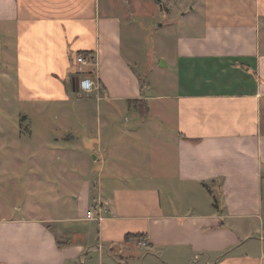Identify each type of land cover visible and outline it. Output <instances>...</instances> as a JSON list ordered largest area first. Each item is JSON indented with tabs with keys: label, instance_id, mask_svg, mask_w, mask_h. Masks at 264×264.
<instances>
[{
	"label": "crops",
	"instance_id": "1",
	"mask_svg": "<svg viewBox=\"0 0 264 264\" xmlns=\"http://www.w3.org/2000/svg\"><path fill=\"white\" fill-rule=\"evenodd\" d=\"M151 1L0 0L6 91L56 107L83 73L95 107L53 119L68 193L0 216V264H264V0ZM148 6L167 36L140 63L124 31Z\"/></svg>",
	"mask_w": 264,
	"mask_h": 264
},
{
	"label": "rangeland",
	"instance_id": "2",
	"mask_svg": "<svg viewBox=\"0 0 264 264\" xmlns=\"http://www.w3.org/2000/svg\"><path fill=\"white\" fill-rule=\"evenodd\" d=\"M154 2L155 0L151 1L153 5H155ZM149 7L145 9L147 15H141L142 17L136 20L132 19L136 22L135 25L132 24L136 30L134 37L127 24L124 31L125 43L128 42L127 48H135L138 52H142L140 63L147 60V53L150 50L160 52L161 38L167 36L165 29H161L159 25L162 20L160 9L154 8L155 6ZM153 56L157 58L158 55L155 53ZM145 71L146 69L142 70V72ZM10 74L13 76L16 74L13 68H10ZM154 75L160 77V73ZM79 76L82 77L83 73H79ZM4 81V74L0 72V216H12L25 212L32 214L31 212L36 209H42V214H48L55 205V200L49 196V193L59 197L61 202H64L68 193L63 188L66 186V180L63 179L62 183L48 182L50 179L53 181L54 178L49 176L54 175L57 170V167L47 162L48 153L45 148H47L48 140L52 139L49 130L52 129L54 132L55 117L69 111L80 112L81 104L79 103L86 99V95L81 90H79L80 94L72 92L73 94L69 95L68 106L66 103L56 107L52 104V107L44 102L33 103L19 100L17 85L13 84L15 81L9 83L7 91ZM79 95L80 98L76 102V97ZM88 96H94V93ZM90 101L92 100L87 99L85 103L91 106L89 110L95 111ZM77 123V121L74 122L75 125ZM72 129L75 130V126ZM80 170L82 169H74L73 173H81ZM60 212L56 215L59 216ZM38 216H40L39 213Z\"/></svg>",
	"mask_w": 264,
	"mask_h": 264
},
{
	"label": "built area",
	"instance_id": "3",
	"mask_svg": "<svg viewBox=\"0 0 264 264\" xmlns=\"http://www.w3.org/2000/svg\"><path fill=\"white\" fill-rule=\"evenodd\" d=\"M76 61L81 63V64H85L89 61V59L82 55H76ZM94 88V81L92 79V77L88 76V75H84L82 77L79 78V89L83 92H89ZM138 244L140 245H146L147 241L146 239L142 238L138 240Z\"/></svg>",
	"mask_w": 264,
	"mask_h": 264
},
{
	"label": "trees",
	"instance_id": "4",
	"mask_svg": "<svg viewBox=\"0 0 264 264\" xmlns=\"http://www.w3.org/2000/svg\"><path fill=\"white\" fill-rule=\"evenodd\" d=\"M84 54L88 55L87 52H84ZM130 105L132 107H134L142 115H146L149 111L147 104H146L145 100H143V99L130 100Z\"/></svg>",
	"mask_w": 264,
	"mask_h": 264
},
{
	"label": "water",
	"instance_id": "5",
	"mask_svg": "<svg viewBox=\"0 0 264 264\" xmlns=\"http://www.w3.org/2000/svg\"><path fill=\"white\" fill-rule=\"evenodd\" d=\"M72 89L78 91L79 89V76L72 77Z\"/></svg>",
	"mask_w": 264,
	"mask_h": 264
}]
</instances>
